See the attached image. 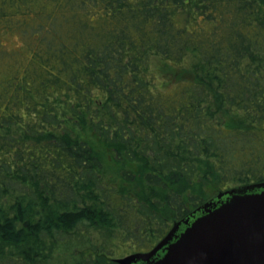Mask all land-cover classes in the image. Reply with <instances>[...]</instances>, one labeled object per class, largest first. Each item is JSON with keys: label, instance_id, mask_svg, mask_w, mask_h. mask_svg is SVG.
<instances>
[{"label": "trees", "instance_id": "obj_1", "mask_svg": "<svg viewBox=\"0 0 264 264\" xmlns=\"http://www.w3.org/2000/svg\"><path fill=\"white\" fill-rule=\"evenodd\" d=\"M153 59L191 80L158 89ZM263 181L264 0H0V264L101 227L145 252Z\"/></svg>", "mask_w": 264, "mask_h": 264}, {"label": "water", "instance_id": "obj_2", "mask_svg": "<svg viewBox=\"0 0 264 264\" xmlns=\"http://www.w3.org/2000/svg\"><path fill=\"white\" fill-rule=\"evenodd\" d=\"M225 196L224 199H221ZM117 264H264V182L219 192Z\"/></svg>", "mask_w": 264, "mask_h": 264}, {"label": "rangeland", "instance_id": "obj_3", "mask_svg": "<svg viewBox=\"0 0 264 264\" xmlns=\"http://www.w3.org/2000/svg\"><path fill=\"white\" fill-rule=\"evenodd\" d=\"M18 39V35L13 33L4 36L2 42L4 47L14 48L18 45ZM152 73L155 76L157 88L164 92H171L178 82L190 81L192 78L187 65L174 66L158 59L152 60ZM227 120L235 122V119L231 116H227ZM124 246L120 244L116 231L101 227L90 230L86 235L73 233L69 240L52 246L51 253L54 257L65 261L66 264H78L87 253L95 255L99 254L102 250L105 252L109 251L110 255L108 257H111L113 260L132 253L127 252ZM96 258H98L96 264H117L116 262L103 259L101 256Z\"/></svg>", "mask_w": 264, "mask_h": 264}, {"label": "flooded vegetation", "instance_id": "obj_4", "mask_svg": "<svg viewBox=\"0 0 264 264\" xmlns=\"http://www.w3.org/2000/svg\"><path fill=\"white\" fill-rule=\"evenodd\" d=\"M263 182H264V181H263ZM257 183H260V182H257ZM252 184H253V183H252ZM244 185H249V184H244ZM244 185H241V186H244ZM235 187H238V186H235ZM230 188H233V187H230ZM230 188H228V189H230ZM225 190H227V189H225ZM225 190H223V191H225ZM220 192H222V191H220ZM218 193H219V192H218ZM218 193H217V194H218ZM217 194H215L213 197L209 198L208 200L214 198ZM224 198H225V196H222V197H221V199H224ZM208 200H206V201H208ZM206 201H204L203 203H205ZM203 203H202V204H203ZM202 204H200L199 206H201ZM199 206H198V207H199ZM198 207H196L192 212L196 211Z\"/></svg>", "mask_w": 264, "mask_h": 264}]
</instances>
